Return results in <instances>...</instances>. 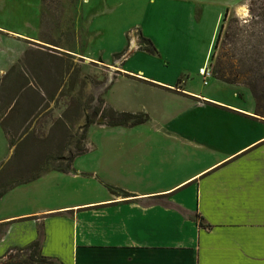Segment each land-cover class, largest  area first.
Instances as JSON below:
<instances>
[{
  "label": "crops",
  "instance_id": "1",
  "mask_svg": "<svg viewBox=\"0 0 264 264\" xmlns=\"http://www.w3.org/2000/svg\"><path fill=\"white\" fill-rule=\"evenodd\" d=\"M248 1L164 0L155 15L163 37L175 38L169 44L198 53L203 83L199 70L210 67L224 15ZM22 6L0 0V20L18 19ZM128 59L118 77L148 83L172 103L149 112L163 140L87 145L97 153L92 163L9 192L0 206V264L36 241L61 264H264V122L254 106L128 69Z\"/></svg>",
  "mask_w": 264,
  "mask_h": 264
},
{
  "label": "rangeland",
  "instance_id": "2",
  "mask_svg": "<svg viewBox=\"0 0 264 264\" xmlns=\"http://www.w3.org/2000/svg\"><path fill=\"white\" fill-rule=\"evenodd\" d=\"M39 2L24 0L18 19L10 14L0 20V26L7 30H0V79L13 66L18 67L25 77L35 76L42 89L53 97L50 109L54 119L66 109L69 96L80 98L89 108V113L102 98L116 111L143 113L150 119L140 126L124 128L100 125L98 123L102 121L97 118L98 123L88 130L86 149L87 145L130 143L144 140L146 136L163 140L162 135L154 131L149 112L168 108L172 103L148 83L118 77L122 63L128 57V69H143L145 75L156 79L170 80L177 76L176 83L183 82L197 93L243 108L254 106L251 94L243 88L223 85L213 77L207 81L208 86L203 85L197 74L198 67L202 65L198 64V53L182 52L181 47L166 41H174L175 38L162 35V17L155 14L164 0H45L41 7ZM232 16L247 19V4L237 13L228 14L229 18ZM9 32L25 36H13ZM141 38L149 40L156 53L144 51L145 44ZM212 53L213 49L210 57ZM71 85L73 88L69 92ZM87 113L81 114L79 125L86 123ZM46 120L48 124L51 121L50 118ZM72 124L71 132L74 134L78 128L75 121ZM8 140L0 127V165L11 154ZM95 152L89 151L77 157L74 168L88 165L97 155ZM87 188L93 191L97 185L91 183ZM19 256L16 253V259H20Z\"/></svg>",
  "mask_w": 264,
  "mask_h": 264
},
{
  "label": "trees",
  "instance_id": "3",
  "mask_svg": "<svg viewBox=\"0 0 264 264\" xmlns=\"http://www.w3.org/2000/svg\"><path fill=\"white\" fill-rule=\"evenodd\" d=\"M247 7V19L224 15L210 67L214 79L251 94L254 115L264 122V0H249ZM141 41L145 44L144 51L156 53L149 40L141 38ZM72 88L71 85L69 92ZM52 101L53 97L42 89L35 76L25 77L16 66L0 79V127L9 137L11 151L9 158L0 165V200L13 189L50 172H75L74 160L87 152V133L98 123L97 118L102 121L98 124L109 127L130 128L150 121L143 113L116 111L102 98L89 113V108L75 96L68 97L66 109L54 119L50 109ZM84 111L88 113L86 123L81 126L78 121ZM47 118L51 120L49 124ZM74 121L78 130L73 134ZM107 189L113 194L129 196L114 187L107 186ZM14 252L20 254V259H16ZM3 258L5 261L1 264H61L42 255L40 241L12 250Z\"/></svg>",
  "mask_w": 264,
  "mask_h": 264
},
{
  "label": "built area",
  "instance_id": "4",
  "mask_svg": "<svg viewBox=\"0 0 264 264\" xmlns=\"http://www.w3.org/2000/svg\"><path fill=\"white\" fill-rule=\"evenodd\" d=\"M199 74L203 77V84L206 85L207 81L212 77V70L205 67L199 70Z\"/></svg>",
  "mask_w": 264,
  "mask_h": 264
}]
</instances>
